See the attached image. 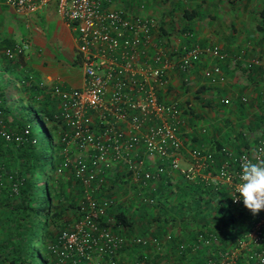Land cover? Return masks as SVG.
<instances>
[{
    "label": "built area",
    "instance_id": "1",
    "mask_svg": "<svg viewBox=\"0 0 264 264\" xmlns=\"http://www.w3.org/2000/svg\"><path fill=\"white\" fill-rule=\"evenodd\" d=\"M3 1L16 13L28 14L48 0ZM55 9L75 31V50L83 78L76 87L66 88L56 83L45 87L41 80L33 86L37 91H47L57 102L48 120L59 127L56 140L61 143L53 172L60 175L67 171L80 189L73 214L58 230L55 240L47 245L53 264H147L143 258L130 262L113 258L129 241L137 245L150 243L154 251H161L162 244L156 235L135 233L127 238L124 230L114 225L110 210L117 199L102 191L111 186L109 179L118 164H121V176L142 189L172 169L186 181L198 177L212 187L226 183L230 202L244 206L242 198L234 201L232 197L239 183L241 158H251L254 153L264 155L260 153L264 149V129L251 133L250 138H256L251 147L236 154L221 148L223 158L217 167L198 174L197 159L211 161V152L192 147L189 154L195 160L180 165V106L175 100H159L156 96V88L165 82L169 67L187 73L197 57L208 54L216 60H226L225 52L217 45L198 43L176 51L151 45L150 33L156 21L144 13L142 1L130 4L126 0H56ZM29 45L30 41L23 39L6 46L3 52L12 58ZM149 45L151 49L147 51ZM238 56L228 62L233 65ZM242 66L246 71L257 67L258 79L264 84V53L245 58ZM220 72L217 62L201 67L206 78ZM244 99L240 96V100ZM29 131L28 123L17 128L7 124L0 100V140L19 145L28 140ZM11 188L15 189L14 182ZM141 202L152 205L155 198L144 194ZM260 211L251 230L235 238L233 246L217 249L214 254L210 252L196 264H236L241 247L263 242L264 209ZM169 237L170 233H166L163 239ZM214 238L212 232L197 231L194 243L208 245ZM183 246L178 244L179 249ZM248 257L264 262V248L249 251ZM156 264L172 263L162 258Z\"/></svg>",
    "mask_w": 264,
    "mask_h": 264
},
{
    "label": "crops",
    "instance_id": "2",
    "mask_svg": "<svg viewBox=\"0 0 264 264\" xmlns=\"http://www.w3.org/2000/svg\"><path fill=\"white\" fill-rule=\"evenodd\" d=\"M138 1L144 3V13L156 21V26L150 33L151 45H161L171 51L193 43L217 45L226 54V60H216L208 54L197 57L187 73L169 67L166 70L165 82L156 88L159 100H175L180 106L178 125L182 138L180 165L185 166L195 160L189 154V149L197 147L201 152L209 151L212 154L211 161L197 159L200 163L197 173L214 170L223 158L221 148L227 153L236 154L244 148L251 147L256 138L251 139L249 135L254 129L264 128L259 126L250 129L247 126L255 125L256 118L253 114L255 117L260 115L261 111L264 114V84L258 79L257 67L246 71L242 66L245 58L264 53V0H126L130 4ZM45 5L46 3L35 12L19 14L0 0V94L5 95L3 104L7 110L5 119L9 126H12L17 118L22 117L14 95L28 102L27 97L34 94L33 102L39 104L41 109L51 113L56 110L55 97L45 90L35 89L36 93L33 92V86L37 81H43L45 87L55 83L66 88L82 84L83 76L75 50V31L70 29L67 21L55 9L60 27L52 26L47 32L42 26L43 18L47 17L42 13ZM23 39L30 41L29 47L23 53L7 58L3 49ZM150 49L149 45L147 51ZM235 55L239 56L231 65L228 59ZM214 62L221 67L220 75L204 77L201 74V67ZM21 79L26 80L22 82ZM240 96H244L245 99L240 100ZM259 102H262L261 110L258 109ZM48 122L56 137L59 127ZM9 144L1 141L0 193L3 184L6 186L8 183V174L5 170L7 168L4 166L11 165V160L13 161L12 148ZM115 170L114 176L109 179L111 186L108 185L102 193L114 196L112 190L115 191L119 200L117 201L122 203V207L132 218L133 223L129 229L121 230H124L127 238L135 233L162 238L159 241L162 243L163 253L161 251L160 253L165 254L168 242L167 239H163L164 235L176 233L178 226L171 227L151 219L165 205L161 204L159 208L155 204L141 202L142 206L154 208L153 215L147 213L145 217L133 215L131 210L133 205H136L138 208H135V211H140L141 206L138 203L142 192L155 197L154 192L160 191L163 204L171 206L176 203L175 195L165 194L166 185L162 184L160 187L157 184L159 178L150 181L149 185L142 189L134 181L121 176V164H118ZM53 177L56 191H61L60 200L66 201L63 199L66 195L73 197L74 200L79 196V186L77 187L78 184L71 180L67 171L60 175L53 172ZM161 178L171 181L168 185L173 191L177 190L179 183L186 181L176 169L168 170ZM116 179L120 180L118 186L114 185ZM194 180L201 181L198 177ZM221 185L228 188L226 183ZM159 228L163 229L161 235ZM3 233L0 228V238ZM155 253L150 243L137 245L129 241L114 254L113 258L130 262L143 256L148 258L145 263L156 264L162 258L152 262ZM0 264H4L1 258Z\"/></svg>",
    "mask_w": 264,
    "mask_h": 264
},
{
    "label": "trees",
    "instance_id": "3",
    "mask_svg": "<svg viewBox=\"0 0 264 264\" xmlns=\"http://www.w3.org/2000/svg\"><path fill=\"white\" fill-rule=\"evenodd\" d=\"M33 92L36 93L35 89ZM4 96L0 94L3 115L6 117ZM27 98V107L45 131L49 145V162L44 167V150L36 130L27 119L15 122L16 126H22L27 122L30 131L25 142L19 145L10 143L13 161L11 160V165L4 166L10 177L7 185L3 184L0 193V228L4 232L0 238V258L4 264H38V262L53 264L52 259H49L47 245L55 240L58 230L66 225L74 212L75 204L73 197L68 195L63 197L66 201L60 200L61 191H56L53 182V169L60 157L61 143L56 140L54 133L50 132L41 115L43 113L49 120L52 113L41 109L39 104L33 102L34 94ZM261 103H258L260 110ZM262 112L257 117L253 114L256 123L248 124V128L264 126ZM12 182L15 183V189L11 188ZM157 182L160 187L162 184L166 185L165 194H174L176 203L172 206L163 204L160 191L154 192L155 206L159 208L161 204L165 206L151 219L171 227L178 226V231L170 234L169 239L166 240L168 245L165 254H162V251V253L155 251V260L153 259L152 262L165 258L172 264H196L210 252L214 254L217 249L225 248L227 245L233 246L235 238L242 237L250 231L261 215V211L254 215L245 206L231 203L229 190L225 185L212 187L198 180L182 181V184L177 185V190L173 191L168 185L169 182L163 178H159ZM139 210L141 216L145 217L148 213L146 205H141ZM110 214L114 219V225H119L121 228L129 229L133 223L122 203L112 207ZM159 229V234H163V229ZM197 231L212 232L215 238L208 245L201 242L195 245ZM179 243L184 245L183 248H178ZM262 248L264 241L250 242L245 247H241L236 264H264L255 257H248L249 251ZM139 257L145 261L148 259Z\"/></svg>",
    "mask_w": 264,
    "mask_h": 264
},
{
    "label": "clouds",
    "instance_id": "4",
    "mask_svg": "<svg viewBox=\"0 0 264 264\" xmlns=\"http://www.w3.org/2000/svg\"><path fill=\"white\" fill-rule=\"evenodd\" d=\"M260 153H264V149H260ZM232 197L234 201L242 198L244 206L254 215L264 209V155L254 153L251 158H241L239 183Z\"/></svg>",
    "mask_w": 264,
    "mask_h": 264
},
{
    "label": "rangeland",
    "instance_id": "5",
    "mask_svg": "<svg viewBox=\"0 0 264 264\" xmlns=\"http://www.w3.org/2000/svg\"><path fill=\"white\" fill-rule=\"evenodd\" d=\"M46 3V5H45V8H44V11L42 12L43 14H44V16L46 15L47 17H44L43 18V21H42V26H44V28H45V30L47 31V32H49V30H51V27L53 26H59L60 25V21L58 20V16H57V14H56V12H55V7H56V0H48L47 2H45ZM44 3V4H45ZM43 4V5H44ZM42 5V6H43ZM41 6V7H42ZM60 27V26H59ZM14 98H15V103H16V105H17V108H19V114L23 117H21L22 119H16L14 122H13V127L12 126H10V127H12V128H17V127H20V126H16V125H14L15 124V122H17V121H20L21 122V120H24V119H27V121L31 124V126H32V128H34L35 130H36V133H37V137H38V139H39V141H40V144H41V146H42V148H43V150H44V155H45V157H44V167L48 164V162H49V145H48V140H47V138H46V135H45V131H44V129L41 127V125L39 124V122H38V120H37V118L33 115V113H32V111L27 107V101L26 100H22V98H20V97H18L17 95H14ZM22 103H24V104H22ZM24 105V106H23ZM42 115V117L44 118V121H45V125L49 128V130H50V132H52L53 133V131H52V128H51V125L49 124V122H48V119L47 118H45V116H44V114L42 113L41 114ZM25 121V120H24ZM12 123V122H11ZM25 123H27V122H24L23 124H25ZM22 124V125H23ZM263 129V128H262ZM254 131H257L256 129H254L253 130V132ZM252 132V131H251ZM252 132V133H253ZM12 144V143H11ZM11 144H9V146L11 145ZM11 148H12V146H11ZM164 179V178H163ZM120 182V180L119 179H116V182L114 183V185H116V186H118V185H120V184H118ZM168 182L169 183H171V181H169L168 180ZM112 193H113V195L115 196V199H117L118 200V196H116V194H115V191H113L112 190ZM77 194V193H76ZM76 194H74V195H76ZM142 194V196L145 194L144 192H142L141 193ZM78 195H79V193H78ZM77 195V196H78ZM167 195H171V193H168ZM167 195H166V197H167ZM76 196V197H77ZM119 201V200H118ZM117 201V203H119ZM116 203V204H117ZM141 199H140V202L138 203V205L139 206H141ZM133 209L131 210L132 212H131V214H133V215H140V213L139 212H137V211H135V208H138V206H136V205H133V207H132ZM147 212H148V215H153V211H154V208L152 207V206H147V210H146ZM38 264H41L40 262H38Z\"/></svg>",
    "mask_w": 264,
    "mask_h": 264
}]
</instances>
